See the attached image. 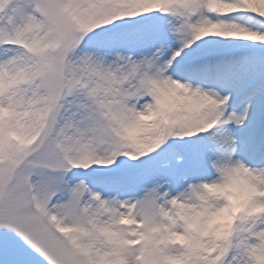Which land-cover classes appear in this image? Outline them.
<instances>
[{
  "label": "snow or ice",
  "instance_id": "6c2138e0",
  "mask_svg": "<svg viewBox=\"0 0 264 264\" xmlns=\"http://www.w3.org/2000/svg\"><path fill=\"white\" fill-rule=\"evenodd\" d=\"M0 264H264V0H0Z\"/></svg>",
  "mask_w": 264,
  "mask_h": 264
}]
</instances>
